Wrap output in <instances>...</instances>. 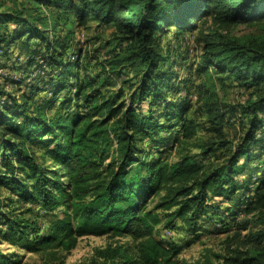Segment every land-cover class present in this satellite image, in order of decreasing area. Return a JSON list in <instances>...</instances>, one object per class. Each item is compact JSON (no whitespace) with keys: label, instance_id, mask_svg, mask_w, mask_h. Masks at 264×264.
<instances>
[{"label":"trees","instance_id":"trees-1","mask_svg":"<svg viewBox=\"0 0 264 264\" xmlns=\"http://www.w3.org/2000/svg\"><path fill=\"white\" fill-rule=\"evenodd\" d=\"M25 1H0V189L65 217L44 227L0 199L5 240L69 252L86 235L130 236L135 256L109 246L86 264H182L157 226L264 225V0ZM93 21L114 44L96 73L75 43ZM241 26L261 34L238 36ZM170 32L201 55L187 61L165 44ZM231 86L241 103L221 96ZM243 244L228 264H264V229ZM0 264L20 261L0 249Z\"/></svg>","mask_w":264,"mask_h":264},{"label":"rangeland","instance_id":"rangeland-1","mask_svg":"<svg viewBox=\"0 0 264 264\" xmlns=\"http://www.w3.org/2000/svg\"><path fill=\"white\" fill-rule=\"evenodd\" d=\"M6 3V7L15 8L18 4H25L31 7L32 4L25 0H0ZM5 7V9H6ZM77 38L75 43L77 47H80L85 52L84 60L88 65L90 71L94 73L101 70V62L105 61L108 53L113 48L112 45V32L113 29L110 26L99 25L98 22H90L87 27L76 29ZM261 32V30H260ZM258 30H254L249 26H241L235 31L238 36L246 37L251 35H258ZM166 45H172L176 49L179 55H186L187 61L197 58L201 55L202 50L195 46L193 39L189 40V43H185V39H176L173 32H170L163 38ZM173 51V53L176 54ZM177 54V56H178ZM4 73V72H3ZM184 74V71H181ZM127 79V78H125ZM115 90L124 87L125 92H128V85L123 86L122 79H116ZM229 103L237 104L241 103L245 99L243 89L231 86L225 92H220ZM147 104L144 105V109L147 110ZM241 128L238 123H233L228 128V134L233 139H238ZM147 149L151 148L146 145ZM168 150V149H167ZM43 149H39L37 146L38 156H42ZM165 151V150H164ZM170 152H163L162 157H166ZM193 153H198L197 150H193ZM158 157L159 153H152ZM170 157V155H168ZM40 160V159H39ZM42 160H40L41 162ZM46 165H53L51 160L46 159ZM65 182L68 181L67 177L62 178ZM16 192L12 189L3 188L0 189V199L10 203V208L15 210V214L26 213V217H30L32 221L44 225L46 227L51 221L56 218L65 217V209L60 208L54 213H45L40 209L38 204L30 202H22ZM157 201V197L151 199L148 202L150 208H154ZM209 217V216H208ZM256 217V216H255ZM255 217L252 215L239 216V221L243 225L246 220L251 219L246 223L247 229H241V225H233L229 228V231L221 232L218 230L219 225H212L209 228L207 224L201 219L200 224L203 230L197 235L192 236L189 233L186 224L183 219H177L175 224L170 228L166 224L157 226L155 230V236L158 240L166 243H174L180 249L181 252L177 258L182 264H228L227 260L233 256L236 249L246 250L243 242L254 232L264 229V225L260 222H255ZM212 220V219H209ZM3 227H1L2 229ZM240 234L239 236H236ZM0 232V249L4 254L14 255L20 261V264H86L89 263L96 256L98 249H103L109 246L116 247L122 246L127 248L131 253V256H135L137 252L138 241H134L130 236H95L86 235L80 237L75 248L66 252L58 248L47 249L44 252H28L21 247L20 244H13L12 241L8 242L2 236Z\"/></svg>","mask_w":264,"mask_h":264}]
</instances>
